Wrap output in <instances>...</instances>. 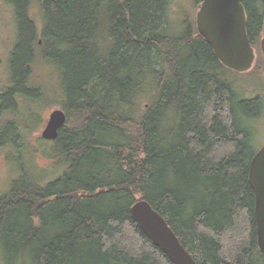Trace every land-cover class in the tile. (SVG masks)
I'll return each mask as SVG.
<instances>
[{"label": "trees", "instance_id": "obj_1", "mask_svg": "<svg viewBox=\"0 0 264 264\" xmlns=\"http://www.w3.org/2000/svg\"><path fill=\"white\" fill-rule=\"evenodd\" d=\"M31 1L3 0L19 39L0 111L14 106V93L43 95L25 88L31 65H56L67 122L58 139L42 140L62 171L45 181L18 166L0 198L3 264H173L134 222L138 200L197 264H264L249 182L257 135L240 123L264 114L263 96L243 98L240 73L219 61L196 19L171 20L177 0H42L39 34ZM243 6L258 49L264 0ZM244 74L264 81V67ZM14 130L0 124V146L26 143Z\"/></svg>", "mask_w": 264, "mask_h": 264}, {"label": "rangeland", "instance_id": "obj_2", "mask_svg": "<svg viewBox=\"0 0 264 264\" xmlns=\"http://www.w3.org/2000/svg\"><path fill=\"white\" fill-rule=\"evenodd\" d=\"M196 0H177L178 6L171 8V20L181 22L182 15L189 14L193 19L197 18V13L200 5L195 6ZM182 7V10H180ZM28 15L35 23L36 30L40 32L44 29L45 19L43 7L39 2H33L28 6ZM180 11V12H178ZM178 12V13H177ZM41 37V36H40ZM19 39V28L14 10L10 5H7L0 0V92L6 91L11 84V62L13 50L15 49ZM262 40V39H261ZM28 69L29 64H26ZM259 66L264 67V55L261 51V41L258 49H256V61L253 68ZM32 71L27 74L25 86L29 89L41 88L42 94L39 99L30 98L28 94L14 93V106L5 108L0 112V117L6 122L14 123V133L17 139L25 140L26 143L11 142L16 148L9 143L0 146V198L9 192L12 182L20 175L18 172L22 168V164L33 172L38 179L45 181L52 180L58 177L62 168H57L62 160L55 158L51 152V146L42 140L41 134L47 125L51 113L56 109H61L60 105L63 101V88L60 82L61 74L56 65L51 63H36L31 65ZM247 74H239L233 78L237 82V87L240 89L244 99H254L256 96H263L264 100V81L257 83L253 78H247ZM38 92H40L38 90ZM11 109V110H10ZM19 121V129L22 137L17 129ZM240 123L246 128L251 129V125L256 132L254 140L255 150H259L264 145V114L257 119L243 121L240 116ZM24 124V126H23ZM24 136V137H23ZM25 138V139H24ZM19 140V141H20ZM19 153H18V152ZM20 151H22L20 154ZM16 159V160H15ZM19 160V161H18ZM28 165V166H27ZM20 166V168H18ZM41 181V180H40ZM42 182V181H41ZM0 264H3V259L0 257Z\"/></svg>", "mask_w": 264, "mask_h": 264}, {"label": "water", "instance_id": "obj_3", "mask_svg": "<svg viewBox=\"0 0 264 264\" xmlns=\"http://www.w3.org/2000/svg\"><path fill=\"white\" fill-rule=\"evenodd\" d=\"M199 34L212 47L216 57L227 69L247 73L254 67L256 50L247 33V15L243 0H203L196 18ZM264 55V26L261 40ZM67 115L54 110L41 137L46 141L58 139L66 125ZM249 182L254 192V219L258 246L264 255V145L253 156ZM138 228L173 264H197L193 256L169 226L168 222L146 200H138L131 208Z\"/></svg>", "mask_w": 264, "mask_h": 264}, {"label": "flooded vegetation", "instance_id": "obj_4", "mask_svg": "<svg viewBox=\"0 0 264 264\" xmlns=\"http://www.w3.org/2000/svg\"><path fill=\"white\" fill-rule=\"evenodd\" d=\"M33 2H39V3H40V2H43V1H42V0H32L30 4H32ZM30 4H29V5H30ZM40 4H41V3H40ZM12 79H13V77L11 78V80H12ZM25 88H26V86H25ZM10 110H11V109H10ZM1 111H2V110H1ZM1 111H0V112H1ZM9 122H10V121H7V122H6L5 119H2V117H0V124H1V123H2V124L5 123V125H6V124L9 123Z\"/></svg>", "mask_w": 264, "mask_h": 264}]
</instances>
